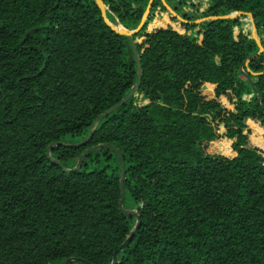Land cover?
Here are the masks:
<instances>
[{
	"label": "trees",
	"instance_id": "obj_1",
	"mask_svg": "<svg viewBox=\"0 0 264 264\" xmlns=\"http://www.w3.org/2000/svg\"><path fill=\"white\" fill-rule=\"evenodd\" d=\"M149 1L103 0L129 30ZM163 1L192 34L161 27L167 16L147 31L165 11L153 0L134 35L138 94L93 125L136 83L128 38L95 0H0V264L112 263L136 218L119 210L116 152L72 170L98 144L122 153L123 205L141 220L117 264H264V50L246 15L212 19L251 13L264 48V0H208L197 14ZM53 142L71 146L48 156Z\"/></svg>",
	"mask_w": 264,
	"mask_h": 264
},
{
	"label": "water",
	"instance_id": "obj_2",
	"mask_svg": "<svg viewBox=\"0 0 264 264\" xmlns=\"http://www.w3.org/2000/svg\"><path fill=\"white\" fill-rule=\"evenodd\" d=\"M152 1L153 0L149 1V4H148V6H147V8H146V10H145V12H144V14L142 16L141 22L138 25V27L135 28L134 30H129V29L124 28L122 25H119V24L115 25L112 22H110L109 19L107 18V14H106V11H107L108 7L105 5L103 0H95V3L97 4V6H98V8L100 10L101 17H102L103 21L105 22V24L112 31H114V32H116V33H118V34H120L122 36L127 37L128 40L130 41V44H131V47H132V51H133V54H134V57H135V60H136V63H137V80H136V83H135L133 89L123 99H121V101H119L116 105H114L113 107H111L110 109L105 111L103 114H101L94 121L93 125H96L99 122V120H101V118L103 116L107 115L108 113H110V112L114 111L115 109H117L118 107L122 106L124 103H126L128 101V99H130L131 97L136 96L138 94V90H139L140 82H141L142 71H141V65H140L139 57H138V54H137V51H136V46H135V41L136 40L134 39V35L143 27V25L145 23V20L148 18V15H149V12H150V9H151V6H152ZM163 4H164L165 7H167V9L170 12H172V13L174 12L173 9H171V7H169L166 4L165 1H163ZM174 15H175L176 18L180 19L181 22L185 21L180 16H178L175 12H174ZM242 15H246L248 18H250V20L252 21V24H253L254 20H253L252 14L251 13H243V12H234V13H231L229 15H225V16H221V17H213L212 19H219V18L230 19V18H237V17L242 16ZM203 20H205V19H201L200 21H196L195 20L194 23H198V22H201ZM119 26H121L122 28H120ZM256 43H257V45L259 47L258 54H260L261 52H263L264 48H263V46H262L260 41H256ZM251 60H252V58H249V59L245 60L244 64H247ZM91 135H92V132H89L87 137L82 142L78 143L77 145L85 144L88 141V139L90 138ZM61 145L71 146L70 144H62L60 142H53V143L49 144L48 147H47L48 156H49V153H50V149L53 146H61ZM101 148H109V149H111L112 151L116 152L119 155V157H120V165H121L120 199H119V202H118L119 210L124 215H128L129 214V215H132V216H134L136 218V224L134 226L133 231L128 235L127 239L120 245V247L113 254V261H112L111 264H117V254L119 252H121L129 244V242L131 241V238L135 234V231L139 228V226L141 224V220H140V217L138 215V212L136 210H129V209L125 208L124 205H123V201H124V197H125V190H124V186H123V177H124V169H125L124 167L125 166H124L123 155L118 149L114 148L113 146H110V145H107V144H98L96 146H92V147H89L86 150H84L83 153L78 157V166L72 168V170H75L76 168H78L80 166L81 162L86 158L87 155H89L93 151L100 150ZM50 159L52 160V162L54 164H56L58 166H61L64 171H70L60 161L53 160L52 158H50ZM71 261H76V262H79V263H82V264H91V263H89V262H87L85 260L77 259V258H69L63 264H68Z\"/></svg>",
	"mask_w": 264,
	"mask_h": 264
},
{
	"label": "rangeland",
	"instance_id": "obj_3",
	"mask_svg": "<svg viewBox=\"0 0 264 264\" xmlns=\"http://www.w3.org/2000/svg\"><path fill=\"white\" fill-rule=\"evenodd\" d=\"M199 1H201V0H199ZM195 4H197V6H198V2L197 1L195 2ZM168 6L171 7L170 5H168ZM158 11L159 10H157L154 13V19L151 21L150 25L147 27V30H150L151 29V24L155 20H163L164 17L167 16V18L169 19L170 23L166 24V26H161V27H164V28L165 27H171V28H174V29H176L177 31H179L181 33L184 32V28L181 27V20L178 19V18H176L175 15H174V12H175L178 16H180L175 10H173L174 12L172 13V12H170L167 9V7H165V11H162V12H158ZM239 17H241V16H239ZM172 18H175L176 20L173 21ZM245 18L250 20V18H248L247 16ZM200 20H201V18L200 19L199 18L196 19V21H200ZM243 28H244V31L250 35L251 38L255 39L256 41H260L261 42L260 37H259V34H258L257 30H256V27H255V23L254 22H253V24H252V21L251 20L248 21V22H243ZM130 30H134V29H130ZM185 33H187V32H185ZM235 33H238V29L237 28H235ZM138 40H142V38H138ZM146 102L147 101L143 98L142 95H138L136 97V104L137 105H142V104H145Z\"/></svg>",
	"mask_w": 264,
	"mask_h": 264
},
{
	"label": "built area",
	"instance_id": "obj_4",
	"mask_svg": "<svg viewBox=\"0 0 264 264\" xmlns=\"http://www.w3.org/2000/svg\"><path fill=\"white\" fill-rule=\"evenodd\" d=\"M185 3L183 5V9L187 12H191L193 14H197L198 12H201L204 8L208 6V0H184ZM198 2L195 4V2Z\"/></svg>",
	"mask_w": 264,
	"mask_h": 264
},
{
	"label": "crops",
	"instance_id": "obj_5",
	"mask_svg": "<svg viewBox=\"0 0 264 264\" xmlns=\"http://www.w3.org/2000/svg\"><path fill=\"white\" fill-rule=\"evenodd\" d=\"M163 1V0H162ZM155 28H158V27H153L152 29H155ZM164 28V27H163ZM152 29H150V30H147V31H151ZM174 29V28H173ZM176 30V29H175ZM179 32V31H178ZM186 31H185V29H184V32H182V34L183 33H185ZM179 33H181V32H179ZM186 34H188V35H191L192 34V32L191 31H188ZM195 36V35H194ZM196 37V42L197 43H201V40H202V35H197V36H195Z\"/></svg>",
	"mask_w": 264,
	"mask_h": 264
},
{
	"label": "bare ground",
	"instance_id": "obj_6",
	"mask_svg": "<svg viewBox=\"0 0 264 264\" xmlns=\"http://www.w3.org/2000/svg\"><path fill=\"white\" fill-rule=\"evenodd\" d=\"M250 21V20H249ZM120 28H122L121 26H119Z\"/></svg>",
	"mask_w": 264,
	"mask_h": 264
}]
</instances>
